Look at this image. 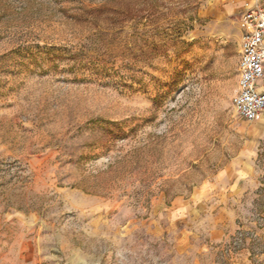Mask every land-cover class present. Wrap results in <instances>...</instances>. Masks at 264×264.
<instances>
[{"label":"rangeland","instance_id":"1","mask_svg":"<svg viewBox=\"0 0 264 264\" xmlns=\"http://www.w3.org/2000/svg\"><path fill=\"white\" fill-rule=\"evenodd\" d=\"M214 1L0 0V264H264V112Z\"/></svg>","mask_w":264,"mask_h":264},{"label":"built area","instance_id":"2","mask_svg":"<svg viewBox=\"0 0 264 264\" xmlns=\"http://www.w3.org/2000/svg\"><path fill=\"white\" fill-rule=\"evenodd\" d=\"M238 27V75L232 106L239 116L253 121L264 112V85H258L264 79V6L246 7Z\"/></svg>","mask_w":264,"mask_h":264},{"label":"crops","instance_id":"3","mask_svg":"<svg viewBox=\"0 0 264 264\" xmlns=\"http://www.w3.org/2000/svg\"><path fill=\"white\" fill-rule=\"evenodd\" d=\"M254 5L264 6V0H215L213 2V8H216V11L226 14L236 12L241 14L246 7Z\"/></svg>","mask_w":264,"mask_h":264}]
</instances>
